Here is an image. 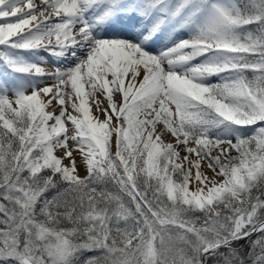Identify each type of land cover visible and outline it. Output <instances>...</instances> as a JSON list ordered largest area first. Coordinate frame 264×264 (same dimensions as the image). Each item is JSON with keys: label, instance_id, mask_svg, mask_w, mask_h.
<instances>
[{"label": "snow or ice", "instance_id": "1", "mask_svg": "<svg viewBox=\"0 0 264 264\" xmlns=\"http://www.w3.org/2000/svg\"><path fill=\"white\" fill-rule=\"evenodd\" d=\"M99 2L0 0V61L43 78L0 83V264H264V0H144L203 19L159 55L94 39Z\"/></svg>", "mask_w": 264, "mask_h": 264}, {"label": "rangeland", "instance_id": "2", "mask_svg": "<svg viewBox=\"0 0 264 264\" xmlns=\"http://www.w3.org/2000/svg\"><path fill=\"white\" fill-rule=\"evenodd\" d=\"M101 1V0H100ZM107 1L103 6H101L100 16H106L108 14L115 16L116 22L111 26H108L107 29H111L116 26L117 30L122 31L126 28L131 29L132 32L135 30L139 39H148L149 44L155 46L159 50V54L175 46L181 40L189 39L195 31L196 27L203 22L202 17L189 18L186 16H180L173 19L171 22L164 20L161 23V18L163 13L152 12L148 14L142 12L141 8L143 7L144 0H115L113 3L112 0ZM221 3H228V0H220ZM123 18H132V19H123ZM98 39H101L99 37ZM125 41L129 38L124 37ZM0 50H3L0 47ZM43 58L47 61H51L52 58H55L50 52L45 51L44 49H34L28 52L18 50L15 52L23 62L33 64V54ZM154 55L156 53L153 52ZM204 57H199L196 60L192 61V64L200 63ZM54 62L49 63L53 67H59L61 65V60L59 62L53 60ZM181 67H187L181 66ZM181 70L180 68L177 69ZM227 74H221L220 76H209L204 81L205 83L215 84L218 83L222 76ZM43 78L37 76H30L20 73H13L10 68H8L3 61H0V83H5L6 87L11 91L13 88H16L18 85L27 86L29 84H37ZM218 131H220L218 129ZM224 135H231L229 130H223ZM234 138V137H233ZM211 173H209L210 175Z\"/></svg>", "mask_w": 264, "mask_h": 264}, {"label": "bare ground", "instance_id": "3", "mask_svg": "<svg viewBox=\"0 0 264 264\" xmlns=\"http://www.w3.org/2000/svg\"><path fill=\"white\" fill-rule=\"evenodd\" d=\"M107 1L101 0L97 5H93L91 7H88L84 10L82 13V16L79 17V19H82L84 23H86L89 26V31L94 39H98L101 37V40L104 39H122L125 40L124 37L129 38V42L139 44L145 51L150 52L151 54L156 53V55H159V50L155 47L149 44V38L148 39H139L136 31H131V29L126 28L122 31L117 30L116 26H114L111 29H107L108 26H111L116 22V18L113 15H106V16H100L101 12V6H103ZM101 5V6H100ZM84 52L83 48L77 49V54H81ZM37 55V54H36ZM35 55V52L33 54V64H49L54 62L53 60L59 62L62 61L63 57L52 58L51 61H47L43 58H40ZM68 53H65V56H67ZM60 61V62H61ZM50 65V64H49Z\"/></svg>", "mask_w": 264, "mask_h": 264}, {"label": "trees", "instance_id": "4", "mask_svg": "<svg viewBox=\"0 0 264 264\" xmlns=\"http://www.w3.org/2000/svg\"><path fill=\"white\" fill-rule=\"evenodd\" d=\"M247 28H252V27H254V26H252V25H248V26H246ZM244 241L242 240V241H238V242H234V244L237 246V247H239L240 245H244ZM240 250L241 251H243L244 250V248H240Z\"/></svg>", "mask_w": 264, "mask_h": 264}]
</instances>
